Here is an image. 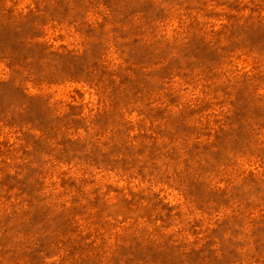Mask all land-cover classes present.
Instances as JSON below:
<instances>
[{"label": "rangeland", "instance_id": "obj_1", "mask_svg": "<svg viewBox=\"0 0 264 264\" xmlns=\"http://www.w3.org/2000/svg\"><path fill=\"white\" fill-rule=\"evenodd\" d=\"M0 264H264V0H0Z\"/></svg>", "mask_w": 264, "mask_h": 264}]
</instances>
